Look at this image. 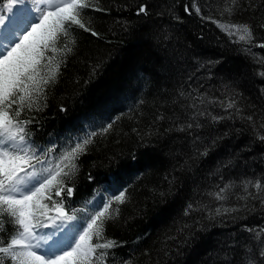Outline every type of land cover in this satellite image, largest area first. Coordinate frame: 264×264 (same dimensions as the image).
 Masks as SVG:
<instances>
[{
	"label": "trees",
	"instance_id": "obj_1",
	"mask_svg": "<svg viewBox=\"0 0 264 264\" xmlns=\"http://www.w3.org/2000/svg\"><path fill=\"white\" fill-rule=\"evenodd\" d=\"M91 4L83 20L98 35L73 26L70 53L62 36L60 51H44V75L66 63L20 119L37 155L91 139L64 207L82 224L102 202L119 209L104 233L118 246L97 249L93 264H264V0ZM245 24L251 40L218 26ZM257 182L261 191L248 193ZM224 192L235 212L208 216ZM0 220L3 246L16 228Z\"/></svg>",
	"mask_w": 264,
	"mask_h": 264
},
{
	"label": "snow or ice",
	"instance_id": "obj_2",
	"mask_svg": "<svg viewBox=\"0 0 264 264\" xmlns=\"http://www.w3.org/2000/svg\"><path fill=\"white\" fill-rule=\"evenodd\" d=\"M41 4L42 7L31 9L21 7L25 0H7L0 11V217L7 216L16 228V234L0 246V264H4L3 258L11 264H93L97 249L118 246L104 233L107 222L117 219L119 209L113 207L112 201L102 202L82 224L73 223L77 221L75 211L69 215L64 207V199L74 192L73 187L67 186V181L78 171V158L86 152L91 139L77 143L57 158L49 156L54 149L37 155L28 139L26 125L30 121L20 119L25 107L32 110L39 97L46 94L42 85L54 83L60 67L66 63V59H61L55 69L49 67L48 74L44 75L41 68L44 51L49 48L53 53L60 51L56 44L62 36L65 40L63 48L70 53L69 43L75 44V38L71 36L73 26L93 36L98 35L83 20L84 10L93 5L91 0H41ZM95 10L101 11L99 8ZM33 11L38 15H32ZM195 11L199 13L200 9L197 7ZM226 11L231 14L232 8ZM138 14L147 15V6H140ZM218 26L230 34H240L241 41L253 38L252 30L246 24ZM259 46L264 48V44ZM52 59L48 58L49 64ZM12 105L16 108L9 111ZM227 108H236V104L229 102ZM260 139L264 140V136ZM255 188L259 192L262 185L257 182ZM53 196L60 197V200L53 199ZM216 198L224 199L219 193ZM115 201L124 203L126 194L121 192ZM53 211L56 215H49ZM216 211L220 214V209ZM46 221L53 223L50 225ZM50 226L56 231H42ZM51 237L58 238L48 243ZM103 255L101 253V259ZM260 255L264 256V247Z\"/></svg>",
	"mask_w": 264,
	"mask_h": 264
},
{
	"label": "rangeland",
	"instance_id": "obj_3",
	"mask_svg": "<svg viewBox=\"0 0 264 264\" xmlns=\"http://www.w3.org/2000/svg\"><path fill=\"white\" fill-rule=\"evenodd\" d=\"M23 6H27V7H29V8H31V9H35L36 7H38V6H40V7H42V4H41V0H25V5H21V7H23ZM32 15H38V13H36V12H34L33 11V13H32ZM226 103H227V101H226ZM261 191V190H260ZM259 191V192H260ZM253 193V194H258V192H257V189L256 188H249L248 189V193ZM223 194V193H222ZM226 194V192H224V194H223V197H226V198H224V200H226V201H222L223 203L222 204H218V207H216L215 209H211V210H209V212H208V216H210V215H212L213 213H216L217 211V209H220V212L221 213H227V214H233L234 212H235V207H232L233 209H229V207L231 206V204H234V202H236L237 200H235V199H237L236 197H233V196H228L227 197V195H225ZM251 195V194H250ZM235 198V199H234ZM220 199H216V201L218 202ZM215 210V211H214ZM232 211V212H231ZM217 214V213H216ZM59 221H56V223H58ZM52 223L53 222H50L49 224L50 225H52ZM66 230V229H65ZM42 231L44 232V233H52V232H54L55 231V227L54 226H50V227H48V228H45V229H42ZM260 234H264V230L263 231H261V232H259ZM58 237H51L50 239H49V241H48V243H51L52 242V240H54V239H57ZM44 247L46 248L47 247V245H44ZM248 262L250 261L249 259L247 260Z\"/></svg>",
	"mask_w": 264,
	"mask_h": 264
}]
</instances>
